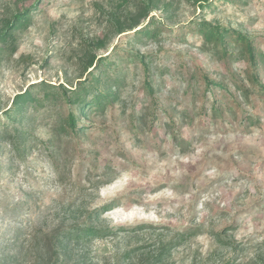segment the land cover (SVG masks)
<instances>
[{"label":"rangeland","instance_id":"rangeland-1","mask_svg":"<svg viewBox=\"0 0 264 264\" xmlns=\"http://www.w3.org/2000/svg\"><path fill=\"white\" fill-rule=\"evenodd\" d=\"M141 2L0 0V30L32 6L27 24L0 41V140L26 131L20 148L0 141V259L10 251L12 264H49L57 243L45 232L82 222L116 233L82 244L66 264H149L160 234L170 264H264V0H161L171 5L151 13L157 38L137 42L128 31L97 49L112 51L114 103L83 114L37 89L29 117L14 125L2 114L31 84L76 85L87 42ZM202 18L231 28L230 54L205 43ZM238 32L261 54L257 67ZM71 109L79 133L63 127ZM140 224L156 227L127 231Z\"/></svg>","mask_w":264,"mask_h":264},{"label":"trees","instance_id":"trees-1","mask_svg":"<svg viewBox=\"0 0 264 264\" xmlns=\"http://www.w3.org/2000/svg\"><path fill=\"white\" fill-rule=\"evenodd\" d=\"M200 1L201 4L209 3L211 0H196ZM171 3H162L161 0H142L141 3L136 4L135 8H129V12L116 14L113 16L109 22L110 27L104 31V33L91 39L87 42L86 48L83 50V54L80 55V61L83 66L82 71L86 73L85 76H81L76 85H71L72 87L66 86L64 83L54 85L49 82H40V84H31L25 91L17 93L11 103V105L2 109V114H5L11 123L16 125L17 122H22L25 118L29 117V109L32 104L39 101V97L36 96V90H43L45 96L54 99H65L69 105H77L82 110L83 114H86V109H102L104 110L106 106L110 103H114L118 96V89L120 82L117 79H112L110 75L108 76V69L112 62L110 61V54L100 55L97 49L105 47L109 40L115 36L120 35L125 32L134 31L136 35V41L142 42L144 39H154L161 34V30L157 27V20L155 15L151 16V13L160 9L167 10ZM32 6L26 7L22 10L16 11L10 20L5 21L4 25L0 30V41H7L8 37L12 35L16 28L22 27L27 24L30 19V11ZM147 18H149L148 21ZM198 26L202 33L205 43L214 45L216 49L219 46L223 47V53L225 55L230 54L229 40L227 39L228 33L231 32V28H225L219 23H215L210 20L202 18L199 20ZM233 32V31H232ZM237 42L243 44V50L241 54L248 56V60L257 67L258 58L261 55L259 51L256 50V46L248 35L238 32ZM116 46L113 47V50ZM136 55L141 57L145 64L146 72L149 74L147 63L145 61V56H141V52L137 51ZM259 55V56H258ZM263 56V55H262ZM264 57V56H263ZM106 76V78H105ZM255 79L259 81V75H255ZM207 82L209 87L213 84H217L216 81L211 80L207 77ZM103 83L109 84L106 90H101L100 86ZM146 86L151 92L154 91L152 84L147 80ZM1 107V106H0ZM85 116H82V118ZM80 117L77 116L76 112L71 109L65 119L66 125L64 129L69 132L79 133L82 129L79 126ZM16 131L14 138H1L0 141H11L17 148H20L22 140L26 137V131H24L20 126L14 128ZM14 131V132H15ZM8 130L3 131V134L7 133ZM112 207L111 203L102 205L100 208L89 211L88 217L98 219L100 213L110 210ZM154 225H137L131 229H127L130 232H137L140 230L154 228ZM123 231V230H122ZM116 233V231L110 227H100L95 223H72L69 227H59L55 230L46 231L45 235L51 237L57 243L56 255L49 264H66L70 260L72 255H80L74 252L76 249L80 252L81 245L92 241L96 237H108ZM9 241H5V249H10L8 247ZM13 242H16L14 240ZM224 243H229L224 241ZM155 249L150 251V258H146V262L149 264H170L165 260V256L171 250V242L166 243L164 239L160 237L156 239V242L152 244ZM156 245H159L156 248ZM144 247H136L133 249H142ZM82 250V249H81ZM10 252V251H8ZM7 252V253H8ZM7 253L1 255L4 258L0 259L1 264H12L13 261L7 260ZM12 253V251H11ZM125 258L130 257V252H126ZM81 264V263H80Z\"/></svg>","mask_w":264,"mask_h":264}]
</instances>
